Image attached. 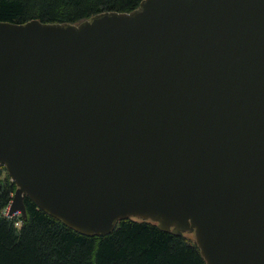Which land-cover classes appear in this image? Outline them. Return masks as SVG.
Listing matches in <instances>:
<instances>
[{
    "label": "water",
    "instance_id": "obj_1",
    "mask_svg": "<svg viewBox=\"0 0 264 264\" xmlns=\"http://www.w3.org/2000/svg\"><path fill=\"white\" fill-rule=\"evenodd\" d=\"M0 165L84 235L136 217L206 264H264V0L0 21Z\"/></svg>",
    "mask_w": 264,
    "mask_h": 264
},
{
    "label": "trees",
    "instance_id": "obj_2",
    "mask_svg": "<svg viewBox=\"0 0 264 264\" xmlns=\"http://www.w3.org/2000/svg\"><path fill=\"white\" fill-rule=\"evenodd\" d=\"M141 0H0V21L75 23L104 11L130 12ZM16 189L0 165V264H206L194 239L136 217L104 235H84L24 197L26 217L4 214ZM20 220V225L16 222Z\"/></svg>",
    "mask_w": 264,
    "mask_h": 264
},
{
    "label": "rangeland",
    "instance_id": "obj_3",
    "mask_svg": "<svg viewBox=\"0 0 264 264\" xmlns=\"http://www.w3.org/2000/svg\"><path fill=\"white\" fill-rule=\"evenodd\" d=\"M4 214L7 215L8 217H10L8 215V213H7V209L4 211ZM15 216H19V214H16ZM185 235L188 236V237H190V238H192V239H194V241H195V238H194V234L193 233H185Z\"/></svg>",
    "mask_w": 264,
    "mask_h": 264
}]
</instances>
